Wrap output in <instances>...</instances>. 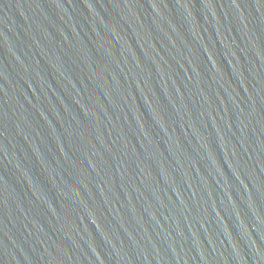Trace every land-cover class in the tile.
<instances>
[{
    "label": "water",
    "instance_id": "95a60500",
    "mask_svg": "<svg viewBox=\"0 0 264 264\" xmlns=\"http://www.w3.org/2000/svg\"><path fill=\"white\" fill-rule=\"evenodd\" d=\"M0 264H264V0H0Z\"/></svg>",
    "mask_w": 264,
    "mask_h": 264
}]
</instances>
